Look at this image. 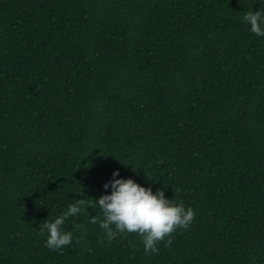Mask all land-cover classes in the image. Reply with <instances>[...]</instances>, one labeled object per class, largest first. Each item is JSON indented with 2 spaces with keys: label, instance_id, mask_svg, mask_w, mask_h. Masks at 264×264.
Here are the masks:
<instances>
[{
  "label": "trees",
  "instance_id": "16d2710c",
  "mask_svg": "<svg viewBox=\"0 0 264 264\" xmlns=\"http://www.w3.org/2000/svg\"><path fill=\"white\" fill-rule=\"evenodd\" d=\"M264 0H0V264H264ZM119 170L195 217L144 251L94 202ZM110 192V189L107 190ZM95 216L97 223H91Z\"/></svg>",
  "mask_w": 264,
  "mask_h": 264
},
{
  "label": "clouds",
  "instance_id": "9594fccd",
  "mask_svg": "<svg viewBox=\"0 0 264 264\" xmlns=\"http://www.w3.org/2000/svg\"><path fill=\"white\" fill-rule=\"evenodd\" d=\"M245 23L250 26V31L257 37H264V12L249 11L243 17ZM105 194H102L95 202L88 199H74L66 211L55 216L52 220H46L40 227L41 233H47L45 246L53 251L62 250L64 246L73 243V232L62 227L70 217L80 213H87L86 208H99L102 219L99 227L103 230L107 240L111 242L119 234L125 232L137 233L142 237L144 251L147 254L157 253V244L161 241L165 246H171V239H165L178 228L187 229L194 220L195 212L191 207H185L180 203H174L165 197L162 190L155 193L151 188H146L131 178L120 176L119 170L112 172V178L102 186ZM110 189V192L107 191ZM91 223H97L95 216Z\"/></svg>",
  "mask_w": 264,
  "mask_h": 264
}]
</instances>
